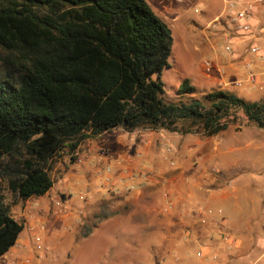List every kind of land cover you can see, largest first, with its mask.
Returning a JSON list of instances; mask_svg holds the SVG:
<instances>
[{"label": "trees", "instance_id": "1", "mask_svg": "<svg viewBox=\"0 0 264 264\" xmlns=\"http://www.w3.org/2000/svg\"><path fill=\"white\" fill-rule=\"evenodd\" d=\"M173 42L147 0H0V257L24 229L5 188L20 199L45 195L56 163L74 164L87 139L116 128L210 137L242 116L264 128V98L195 97L201 90L185 78L179 94L192 99L166 100L161 75ZM111 200L83 236L124 213Z\"/></svg>", "mask_w": 264, "mask_h": 264}, {"label": "crops", "instance_id": "2", "mask_svg": "<svg viewBox=\"0 0 264 264\" xmlns=\"http://www.w3.org/2000/svg\"><path fill=\"white\" fill-rule=\"evenodd\" d=\"M147 1L151 7L152 4L155 5L166 22L175 24L180 20L190 21L201 28V46L196 48L205 58L197 74L187 77L197 88L208 92L230 90L249 100L264 98V89L257 88L248 80L246 68V64L251 63L252 69L259 74V79L264 78V57L250 52L251 45L257 44L264 53V0H245L241 4L247 6L252 3L251 21L260 32L258 37L246 39L237 35L230 20L232 12L227 0ZM198 7L216 13L205 26H201V21L197 19L187 18L188 13L193 9L197 11ZM190 27L183 24L184 29L189 30ZM227 44L233 46V55L225 50ZM206 60L213 63L211 73L205 68ZM237 81H242V84L238 85ZM255 128L262 133L254 134ZM132 133L131 140L124 137L110 140L114 143L115 152L104 170L100 155H104L105 151L95 141L86 148H83L82 143L77 160L81 165L77 169L74 167L73 172L63 178L66 185L63 192H68L66 195L62 194L64 200H51L53 187L45 195L28 199L33 204L26 210H29L33 219L39 220L41 228H45L49 215L54 221L66 219L70 223H80L84 217L90 216L88 208L93 203L91 197L95 193L107 198L110 193H114L135 201L140 198L138 201L143 203L139 204L144 207L143 218H139L135 210L132 211L131 205V210L126 212L134 223V246L130 250L134 264L144 263L142 257L145 255L140 251L142 245H147L155 254L154 259L149 258L150 264H264V215L252 212L255 206L245 189L246 182L243 181L245 177L239 157L241 144L244 142L243 135L249 138L248 141L255 136L257 144L254 151L264 154V128L240 119L226 130L210 137L150 129ZM171 141L178 146L175 147ZM126 146L134 148V152L126 150ZM169 147L173 152L168 157L164 151ZM175 158L182 159L178 165L182 169L179 173L176 172L177 167L170 166ZM58 162L55 169L60 170L63 160ZM191 162L192 174L185 176L186 170L188 171L185 166ZM77 163L70 164L65 169L73 168ZM257 175H264V164L257 170ZM157 185L162 186L161 194L164 199L154 208L160 212L159 215H154L151 206L153 196L157 195L153 192ZM77 186L92 190V194L87 197L86 211L83 212H80L81 209L76 211L72 206L70 191ZM102 187L106 189V194H101ZM167 193L169 198H166ZM201 211L207 216L205 223L200 220ZM102 222L86 237L101 226ZM31 231H36L34 224ZM37 236L39 235L36 233L35 237ZM19 240L20 236L17 243ZM201 249L204 254L199 257L197 252Z\"/></svg>", "mask_w": 264, "mask_h": 264}, {"label": "rangeland", "instance_id": "3", "mask_svg": "<svg viewBox=\"0 0 264 264\" xmlns=\"http://www.w3.org/2000/svg\"><path fill=\"white\" fill-rule=\"evenodd\" d=\"M152 7L153 10L156 11V14L161 17L155 5L152 4ZM198 8L197 11H195V9L191 10L187 18L197 19L201 21V26H205L216 13L207 11L201 7ZM167 22L173 30L174 42L172 54L169 58L170 66L164 68L161 75L165 89L164 97L171 102L189 101L192 99V96L200 97L203 94L202 92H208L205 89L198 88L201 91H198L192 96L189 94H179V87L182 81L193 74H197L196 72L198 69H201V63L205 58V55L196 48L197 46H201V28L190 21L184 22L180 20L175 24L169 21ZM184 23L191 26L189 30L183 28ZM3 57L4 53L0 48V64L3 62ZM242 119H245L244 116H242L241 120ZM133 131H128L123 128L107 131L100 136L87 139L83 142V148H86L89 143L95 141V143L105 151L103 153L104 155H100L101 161L104 162V170L107 163H110L109 158H113L115 152L114 143L110 142V140L120 137L131 140ZM253 131L254 134L262 133L261 130L257 128ZM248 132L252 133L250 131ZM242 138L244 142L241 144L242 151L241 154L239 152V157L242 162L241 168L245 177L243 181L246 182L245 189L248 190L246 191L247 194L251 195L249 199L255 206L252 212L264 215V175H262V177L257 175V170L264 164V154L254 151L257 144L256 139H254L255 136L253 140L250 139L251 142L248 141L249 138L244 135ZM170 143L174 144L175 147L178 146L174 141ZM126 150L134 152V148H129L128 146H126ZM97 152L99 154V151ZM164 152L169 157L173 149L171 150L169 147V149H166ZM173 161L176 162L174 163ZM173 161H171L172 165H170L171 162L168 163L170 166L177 167L176 172L179 173L182 169L178 168V165L182 159L175 158ZM58 164L59 162L56 163V165ZM79 165L81 164L78 162L73 165V168L65 169L66 166L61 162L60 170L54 168L52 176L55 179V183L51 190V200L60 198L64 200L62 194L65 193L63 191H65L66 185L63 182V178L64 176H69L73 172L74 167L77 169ZM191 165L192 162L185 166V169H188L184 174L185 176H187V174H192ZM159 186L157 185L153 189V192L155 191V193H157V195L153 196V206H151L154 215H159L160 212L154 208L161 204V199H164L162 195L163 188ZM70 192L72 193L73 208L76 209V211H80L81 209L80 212L86 211L87 197L92 194V190L77 186L72 188ZM100 192L101 194H106V189L102 187ZM67 193L68 192H66L65 195ZM112 195L113 193H110V197L107 198L95 193V195L91 197L93 203L88 208L90 216L84 217L80 223H70V221L66 219L54 221V218L49 215L46 218L45 228H41L39 220L33 219L30 216L29 210H26V208L32 206L33 201L20 199L5 188V196L7 201L11 204L12 214L24 224V229L20 234L19 242L14 248L0 257V264H25L26 261L27 264H134L130 255V250L132 251L134 246V238L132 235L134 232V223L126 212L131 210L129 208L131 205L133 206V208L131 207L132 211L135 210L138 217L143 218L145 216L144 207L139 206V204L141 205L143 203L138 201L140 198L135 201L128 197L126 199L124 196L114 198ZM104 199L108 201L113 199L110 203L114 204V209H120L125 213L119 214L117 217H111L102 222L101 226L96 228L89 237L83 236V225L93 226L95 221L93 213L98 210V205ZM68 204L71 205V202ZM32 224H34L36 231H31ZM36 233L39 236L35 237ZM147 240H150V238ZM140 251L145 255V257H142L144 263L140 264H150L151 260H149V258H155V254L148 249L147 245H142Z\"/></svg>", "mask_w": 264, "mask_h": 264}, {"label": "built area", "instance_id": "4", "mask_svg": "<svg viewBox=\"0 0 264 264\" xmlns=\"http://www.w3.org/2000/svg\"><path fill=\"white\" fill-rule=\"evenodd\" d=\"M261 1V0H255ZM245 0H227V5L229 10L232 12L230 14V20L233 22L236 32L238 33V37L252 38L258 37L259 31L255 27L254 23L251 21V14L250 11L253 8L252 3L247 6H241ZM225 50L230 53L234 54V48L231 44H227L225 46ZM250 52L256 54L260 57H264V53L261 52V47L257 44H253L250 47ZM205 68L207 72L211 73L213 71V63L211 60H206L204 62ZM246 68L248 70V80L254 84L259 89H264V78L259 79V74L252 69L251 63L246 64ZM238 85L242 84V81H237ZM110 170V169H109ZM169 193L166 194V198H169ZM199 217L202 223H205L207 220V216L205 215L204 211L199 213ZM203 250H199L197 255L199 257L203 256Z\"/></svg>", "mask_w": 264, "mask_h": 264}]
</instances>
